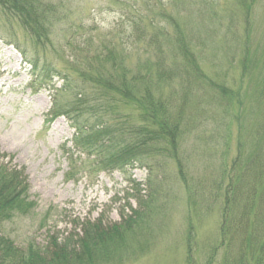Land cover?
Listing matches in <instances>:
<instances>
[{
  "label": "rangeland",
  "instance_id": "374dc122",
  "mask_svg": "<svg viewBox=\"0 0 264 264\" xmlns=\"http://www.w3.org/2000/svg\"><path fill=\"white\" fill-rule=\"evenodd\" d=\"M48 1L61 16L52 22L49 42L43 47L0 12V162H9L13 155L12 163L25 168L29 193L36 201L30 213L16 214L0 224V233L19 246L32 241L44 244L50 234L79 233L84 219L119 222L137 199L154 201L148 233L128 248L121 264H185L190 225L198 246L196 256L204 264L219 237L217 183L239 153L240 143L241 157L249 153L264 115V0H246L247 9L239 0H127L144 10L142 3L153 7L148 10H163L165 16L154 12L150 17L163 29L154 33L164 61L178 72L171 80L156 84L153 79L146 84L160 100L158 116L177 130L175 150L163 138L160 146L169 151L154 156L152 168L138 166L125 173L99 172L92 159L78 154L70 166L62 145L69 141L67 147L71 146L73 128L65 116L44 122L54 91L46 82H32V70L35 63L37 72L46 66L58 73L50 84L59 89L67 85V90H59L62 105L81 94L87 116L92 117L88 111L94 108L98 120L114 117V125L119 119L138 124V108L119 99L114 112L102 109L103 95L75 72L76 67L82 68L79 61L85 53H76L67 43L80 45L90 37L91 55L123 27L128 31L129 24L114 0ZM177 38L194 50L197 70L189 62H183V67L179 50L171 45ZM143 49L127 47L128 67L145 56L153 65L155 45L145 47L144 53ZM132 179L141 184L139 189H131ZM221 257L216 256L214 264H221Z\"/></svg>",
  "mask_w": 264,
  "mask_h": 264
},
{
  "label": "trees",
  "instance_id": "16d2710c",
  "mask_svg": "<svg viewBox=\"0 0 264 264\" xmlns=\"http://www.w3.org/2000/svg\"><path fill=\"white\" fill-rule=\"evenodd\" d=\"M245 1L239 0L238 4L247 9L248 3ZM114 3L120 5L125 17L123 21L130 27L128 31L123 27V31L114 33V38L103 43L91 55H88L90 37L80 45L67 43L74 47L76 53H85L83 61H79L82 68L76 67L75 72L82 81L90 83L103 95V101L99 104L102 109L106 113L114 112V102L119 99L138 108V124L119 119L114 125V117L108 121L98 120L94 108L88 111L92 117L87 116L84 112L86 101L81 94L74 95L72 103L62 105L58 99L59 90H67V85L61 89L53 87L50 84L52 76L58 73L49 67H41L37 72L34 63L32 82H46V86L54 91L45 121L48 123L63 115L74 129L71 147H67V142L62 145V154L70 166L74 155L78 154L92 159V165L99 172L111 173L118 169L125 173L138 166L152 168L154 156L160 155L163 150L169 151L168 147L175 150L177 130L175 126H169L170 121L158 116L160 100L152 96L146 84L153 79L156 84L171 80L178 70L164 61L163 51L156 39L157 33L163 29L150 17L154 12L158 16H165L163 10H148L153 8L149 3H142L145 10L127 0H114ZM0 12L15 20L33 43L42 47L49 42L52 22L61 16L57 6L48 0H0ZM122 26V23L118 24L114 29ZM133 45L144 48L143 53L145 47L155 45L153 55L156 59L152 66V62L148 63L145 59L146 56L138 58L132 67L126 65L125 57L130 53L127 47ZM171 45L179 50L184 68L183 62H189L197 70L194 50L183 39L172 40ZM15 48L24 54L19 45L16 44ZM257 124L249 153L241 157L243 145L240 143V154L235 156L228 169L225 167L217 183L215 195L221 197L219 237L216 245L206 254L204 264H214L219 254L222 255L221 264H264V115ZM163 138H168L171 145L161 147ZM10 156L9 162H0V224L11 220L16 214L30 213L36 205L29 193L24 167L13 164V156ZM130 183L133 191L141 185L134 179ZM134 202L135 206L129 204L130 212L122 213L119 222L108 223L102 217L93 221L84 219L80 221L79 233L70 232L62 237L50 234L44 244L32 241L19 246L13 239L0 233V264H121L128 248L133 243L139 244V238L148 231L147 222L154 213V201L137 199ZM185 244V264H200L191 225ZM131 249L134 250L133 247Z\"/></svg>",
  "mask_w": 264,
  "mask_h": 264
}]
</instances>
